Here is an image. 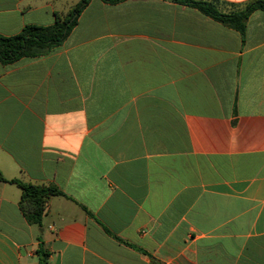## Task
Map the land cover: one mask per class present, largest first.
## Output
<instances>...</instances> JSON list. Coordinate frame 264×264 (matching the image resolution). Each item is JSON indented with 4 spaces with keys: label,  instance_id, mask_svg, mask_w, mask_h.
Wrapping results in <instances>:
<instances>
[{
    "label": "crops",
    "instance_id": "0c3cea01",
    "mask_svg": "<svg viewBox=\"0 0 264 264\" xmlns=\"http://www.w3.org/2000/svg\"><path fill=\"white\" fill-rule=\"evenodd\" d=\"M80 0H0V35ZM221 13L252 0H214ZM0 264H264V11L244 34L171 0H90L0 62ZM56 185L42 226L9 182Z\"/></svg>",
    "mask_w": 264,
    "mask_h": 264
},
{
    "label": "trees",
    "instance_id": "16d2710c",
    "mask_svg": "<svg viewBox=\"0 0 264 264\" xmlns=\"http://www.w3.org/2000/svg\"><path fill=\"white\" fill-rule=\"evenodd\" d=\"M111 4L126 0H104ZM197 8L204 15L212 17L225 26L244 34L250 15L256 10L264 11V0H252L242 10L225 14L218 10L214 0H171ZM90 0H80L66 14L56 13V22L52 25H26L20 33L12 36L0 35V62L14 63L23 57H40L63 44L78 23V18ZM0 181L6 180L0 171ZM17 184L21 191L20 207L27 221L42 226V219L50 197L64 195L54 184L34 185L19 179L9 180ZM39 264H49V253L43 243L38 251Z\"/></svg>",
    "mask_w": 264,
    "mask_h": 264
}]
</instances>
